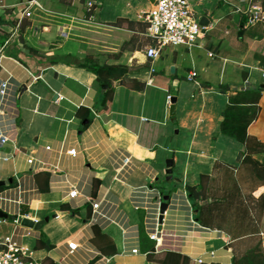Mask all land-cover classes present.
I'll return each mask as SVG.
<instances>
[{
    "label": "crops",
    "instance_id": "0c3cea01",
    "mask_svg": "<svg viewBox=\"0 0 264 264\" xmlns=\"http://www.w3.org/2000/svg\"><path fill=\"white\" fill-rule=\"evenodd\" d=\"M27 2L0 0V81L10 80L0 100V124L10 138L0 144L6 197L0 210L12 220L49 217L40 230L19 228L29 230L21 240L32 256L44 264H152L144 246L153 241L141 231L140 253L127 252L134 244L125 242L123 224L91 221V198L117 203L134 228L141 212L131 193L160 176L182 178L186 186L206 176L212 201L200 203L208 226L230 238L229 245L208 242L218 255L209 264H233L255 245L264 248V184L255 176L264 153L247 154L221 132L230 97L238 94L248 105L259 93L248 134L264 143V0H189L200 23L206 18L203 35L191 47L165 46L156 59L147 56L153 40L140 17L154 0ZM23 20L28 25L16 34ZM96 64L127 69L112 80L108 111L109 87L98 82ZM73 149L75 156L68 153ZM124 156L134 169L120 180ZM72 185L79 190L74 199ZM9 217L0 224V243L14 229ZM42 235L51 249L35 248ZM70 243L77 245L72 253Z\"/></svg>",
    "mask_w": 264,
    "mask_h": 264
},
{
    "label": "built area",
    "instance_id": "2783aa9c",
    "mask_svg": "<svg viewBox=\"0 0 264 264\" xmlns=\"http://www.w3.org/2000/svg\"><path fill=\"white\" fill-rule=\"evenodd\" d=\"M28 6L40 5L39 0H28ZM140 17L147 23L145 34L153 40V44L147 49V56L151 59L158 58L165 46L185 45L194 46L203 35L204 26L192 10L189 0H154L152 8L143 12ZM257 15L253 14L249 19L252 23ZM21 23V22H20ZM20 23L15 30L19 31ZM65 35L66 33H62ZM8 44V41L6 42ZM154 71V69L152 68ZM264 78V69L261 70ZM195 75V74H194ZM193 73L189 79H194ZM10 89V80L0 81V100L4 101ZM172 95H167V102L170 104ZM10 140L3 126L0 124V144L4 145ZM69 154L75 156L76 150H70ZM3 159H6L4 157ZM131 156H124L118 167V179H124L133 171ZM152 182L144 186L134 188L131 193L130 201L133 208L141 212L142 224L145 235L154 243V251H172L187 256L195 264H209L218 259L216 250L209 249L207 244L215 238H221L230 244L229 235L223 230L212 228L202 223L197 218L198 212L193 203L187 186L168 193V199L165 194ZM79 190L72 185L68 196L74 199L78 196ZM6 197L0 194V201ZM93 213L91 221L93 223H120L123 224L125 242L134 245L126 251L136 255L140 253V235L141 228L136 225L134 228L128 224L126 218L121 215L118 205L107 198H91ZM167 207L163 209L164 204ZM4 211V210H3ZM22 217H14V229L12 233L6 235L0 243V264H44L35 259L28 248L22 243V238L29 234L21 232L20 227ZM6 222V219L0 218V224ZM24 228V227H23ZM75 243H70V252L77 247ZM148 252L146 251V254ZM109 262L112 257H103ZM124 264V263H123Z\"/></svg>",
    "mask_w": 264,
    "mask_h": 264
},
{
    "label": "trees",
    "instance_id": "16d2710c",
    "mask_svg": "<svg viewBox=\"0 0 264 264\" xmlns=\"http://www.w3.org/2000/svg\"><path fill=\"white\" fill-rule=\"evenodd\" d=\"M28 23L24 20L20 23L19 30L23 31ZM93 69L97 74L98 82L101 85H107L109 88L107 90L106 99L104 101V110L108 111V94L112 85V80L120 79L125 74H127V69L121 66H110L107 64L104 65H93ZM140 85V84H139ZM141 87V86H138ZM238 95V94H237ZM231 96L229 99V103L227 107L224 109L222 116L223 120L221 123V132L223 134L229 135L235 138L240 143L246 146L245 153H256L262 152L264 153V143H261L253 137H250L248 134L249 125L258 117L259 107H257V103L260 99V94L256 93L253 98V101H249L251 104H242L243 102L238 101V97ZM247 154L244 155V161L247 157ZM262 169L256 171L255 176L260 180L261 183L264 184V162L261 164ZM205 175L201 177V182L198 185L187 186L188 193L193 200L195 207L199 215V219L205 224L209 225V220L205 217V209L204 205L200 202L207 198L206 196V186H205ZM2 187H0V190ZM67 209V206H64ZM99 233V231H97ZM53 245L46 240L44 235L38 238L35 248H46L51 249ZM147 249V250H146ZM144 250H146L147 258L152 264H192L191 260L180 253L172 252V251H154V243L150 242L148 245L144 246ZM233 264H264V248L261 243L255 245L251 248L244 256L235 257L233 260Z\"/></svg>",
    "mask_w": 264,
    "mask_h": 264
},
{
    "label": "rangeland",
    "instance_id": "374dc122",
    "mask_svg": "<svg viewBox=\"0 0 264 264\" xmlns=\"http://www.w3.org/2000/svg\"><path fill=\"white\" fill-rule=\"evenodd\" d=\"M176 177V176H175ZM180 178V177H179ZM155 186L158 187L161 191H163V193L166 195L168 193H172L174 192L175 190H178L179 188H182L183 187V183H182V178H180V181H177L176 178H171V179H167L166 177L164 176H160V178L158 180H155L154 182ZM207 189V188H206ZM210 188L208 187V192H209ZM207 193V192H206ZM207 198L204 199V200H201L202 203L206 201L207 202H210L212 201L210 198H208L209 196V193L206 194ZM193 201V200H192ZM194 203V202H193ZM204 203V204H205ZM203 204V205H204ZM201 213L200 212H197L196 213V216L197 218H200L199 215ZM139 218H140V223H139V226L142 230V234L145 235L144 233V230H143V224H142V214L139 215ZM200 220V219H199ZM201 221V220H200ZM9 222H10V227L12 226L14 228V225H13V220L11 217H9ZM202 222V221H201ZM203 223V222H202ZM5 228H8L7 226H4ZM11 228V229H13ZM10 229V230H11ZM12 231V230H11Z\"/></svg>",
    "mask_w": 264,
    "mask_h": 264
},
{
    "label": "water",
    "instance_id": "95a60500",
    "mask_svg": "<svg viewBox=\"0 0 264 264\" xmlns=\"http://www.w3.org/2000/svg\"><path fill=\"white\" fill-rule=\"evenodd\" d=\"M205 19L204 20L202 19L201 20V24L203 26H206L207 25V22H205ZM27 87L24 86V90L26 89ZM175 103H176V98L172 99L171 101V111L172 113H174V109H175ZM95 116L94 112L91 113L90 115V119L93 118ZM89 122V120H86L84 123L87 124ZM167 174L169 175L168 177L171 178V173H172V169L170 168V165H169V168L167 169ZM5 185V182L4 181H0V186H4ZM165 199H168V195H165ZM167 207V204L165 203L164 206H163V209H165ZM60 213H63V212H60ZM56 216V215H54ZM0 217L1 218H8L9 215L8 213H6L5 211L3 210H0ZM49 221V217H45L44 219L42 220H38V221H35L31 218H28V217H24V218H21V224L25 227H29V228H32V229H35V230H40L42 228V226L45 224V222Z\"/></svg>",
    "mask_w": 264,
    "mask_h": 264
}]
</instances>
